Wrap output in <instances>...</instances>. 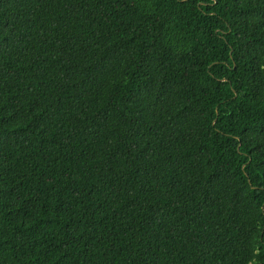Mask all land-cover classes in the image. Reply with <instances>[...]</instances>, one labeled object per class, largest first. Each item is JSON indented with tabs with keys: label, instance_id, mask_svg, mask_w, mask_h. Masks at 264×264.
Here are the masks:
<instances>
[{
	"label": "trees",
	"instance_id": "trees-1",
	"mask_svg": "<svg viewBox=\"0 0 264 264\" xmlns=\"http://www.w3.org/2000/svg\"><path fill=\"white\" fill-rule=\"evenodd\" d=\"M0 264H264V0H0Z\"/></svg>",
	"mask_w": 264,
	"mask_h": 264
}]
</instances>
